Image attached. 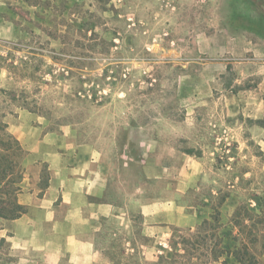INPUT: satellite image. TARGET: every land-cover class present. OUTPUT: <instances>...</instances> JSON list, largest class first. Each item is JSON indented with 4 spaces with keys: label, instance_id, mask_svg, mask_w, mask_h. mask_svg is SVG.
Instances as JSON below:
<instances>
[{
    "label": "rangeland",
    "instance_id": "rangeland-1",
    "mask_svg": "<svg viewBox=\"0 0 264 264\" xmlns=\"http://www.w3.org/2000/svg\"><path fill=\"white\" fill-rule=\"evenodd\" d=\"M260 8L256 0H0V55L28 62L21 67L33 71L31 82L17 84L41 107L30 112L45 129L70 126L79 142L116 135L136 158L149 143L192 156L202 179L184 202L210 208L192 229L204 233L217 217L221 236L239 203L255 207L252 193L264 196V116L255 115L264 59L261 38L247 30L264 29ZM6 76L0 69V86ZM36 167L45 178L44 165ZM138 173L135 166L136 185ZM133 218L131 232L119 220L98 237L114 264H169L185 254L181 235L189 228H176L156 255ZM203 254L209 248L194 255Z\"/></svg>",
    "mask_w": 264,
    "mask_h": 264
},
{
    "label": "crops",
    "instance_id": "crops-1",
    "mask_svg": "<svg viewBox=\"0 0 264 264\" xmlns=\"http://www.w3.org/2000/svg\"><path fill=\"white\" fill-rule=\"evenodd\" d=\"M256 2L264 21V0ZM247 30L261 38L258 49L263 60L264 29ZM258 88L263 93L264 80ZM260 95L255 115L264 116V97ZM10 115L16 120L10 122ZM34 118L24 108L5 118L8 131L25 151L17 196L25 211L13 219L0 218V264H114L98 247V237L105 223L119 220L131 232L134 215L141 220L140 236L152 242L158 255L176 228L192 229L210 218L209 207L202 211L184 202L190 188L202 179L200 164L192 156L169 144L161 151L149 143L136 158L118 146L116 135L79 142L72 127L45 129ZM159 143L154 141L153 147ZM39 164L47 170L45 178L36 167ZM135 166L140 177L137 185ZM147 183H151L150 189L145 187ZM154 184L158 187L153 188ZM150 191L154 194L145 196Z\"/></svg>",
    "mask_w": 264,
    "mask_h": 264
},
{
    "label": "trees",
    "instance_id": "trees-1",
    "mask_svg": "<svg viewBox=\"0 0 264 264\" xmlns=\"http://www.w3.org/2000/svg\"><path fill=\"white\" fill-rule=\"evenodd\" d=\"M4 44L16 48V43L4 41ZM15 58L17 57L11 53H7L5 57L0 55V69H5L7 75V84L0 86V218L4 219L16 218L25 211L24 206L17 200L24 174L21 160L25 151L8 131L5 118L17 108L37 113L41 108L31 99L25 87L18 86L17 83L21 80L31 82L34 73L27 69V66L21 67L23 63L28 62L18 65ZM227 196H222L218 204L223 203ZM253 198L256 199L255 207H251L250 202L236 206L231 224L221 236L218 233L217 217L213 218V224L208 223L204 233L189 228L190 233L181 235L185 254L174 255V258L168 261L169 264H205L210 261L214 263L219 261L220 255L225 256L223 264H227L231 258L234 264H264V196L255 192L249 200L252 202ZM224 241L222 248L220 246ZM208 248L210 255H194Z\"/></svg>",
    "mask_w": 264,
    "mask_h": 264
}]
</instances>
